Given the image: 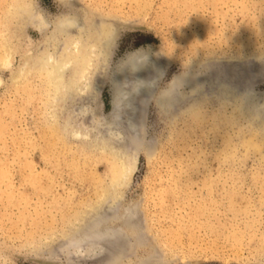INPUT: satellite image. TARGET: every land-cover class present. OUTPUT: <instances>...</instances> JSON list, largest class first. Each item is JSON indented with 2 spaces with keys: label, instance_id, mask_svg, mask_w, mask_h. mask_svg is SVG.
<instances>
[{
  "label": "rangeland",
  "instance_id": "rangeland-1",
  "mask_svg": "<svg viewBox=\"0 0 264 264\" xmlns=\"http://www.w3.org/2000/svg\"><path fill=\"white\" fill-rule=\"evenodd\" d=\"M96 12L113 42L55 83L54 23ZM263 92L264 0H0V264H264ZM103 197L99 258L69 223Z\"/></svg>",
  "mask_w": 264,
  "mask_h": 264
},
{
  "label": "bare ground",
  "instance_id": "bare-ground-1",
  "mask_svg": "<svg viewBox=\"0 0 264 264\" xmlns=\"http://www.w3.org/2000/svg\"><path fill=\"white\" fill-rule=\"evenodd\" d=\"M60 1V0H59ZM74 1V0H73ZM63 3V2H62ZM95 3V2H94ZM64 4V3H63ZM67 4V3H66ZM65 5V4H64ZM89 5H95L93 3L89 4ZM21 7V6H20ZM18 7V9L20 8ZM21 9V8H20ZM95 10V9H94ZM23 11V10H22ZM90 12V11H89ZM99 12L96 13H92V22L94 24V32L93 35H91V33L86 30L84 25L81 24V19L79 20L77 17H71L70 16H65L63 17L62 20L54 23V27L53 31L57 32L58 30H60V32L63 34V37L65 38L64 42H63V47H62V51L59 54L58 48L56 47L55 49H52L51 51L48 52V57H46V65L48 66L47 68V72L48 74L55 78V71L58 70V72H60L59 70L62 69H66L69 67L71 69V72H73V76L72 78H76L79 76V78L82 79V76L85 72V69L89 63V58L91 57V54L93 55V53H95L97 47L100 49V42H104L102 44L105 45V41L108 43L109 41L112 40V33L113 31H111L112 33L110 34L108 31V35L111 37L108 39L106 38V36L102 34L101 32V25L102 23H105V21L103 22V18L101 19L98 15ZM69 15V14H68ZM107 15V14H106ZM33 16V15H32ZM35 16V15H34ZM37 16V15H36ZM76 16V15H75ZM90 16V15H89ZM103 16V15H102ZM111 16H114V14L111 13ZM117 16V15H116ZM59 17V16H58ZM82 17V16H81ZM36 18V17H35ZM38 18V17H37ZM36 18V19H37ZM85 18V17H84ZM109 18V17H108ZM119 18V17H118ZM39 19V18H38ZM58 19V18H57ZM83 19V18H82ZM113 21V18H110ZM117 19V17H116ZM88 20V19H86ZM104 20H106L104 18ZM109 20V19H108ZM34 21V20H33ZM38 21V20H37ZM55 21V20H54ZM111 21V22H112ZM36 22V21H34ZM45 22V21H44ZM43 22V23H44ZM84 23H86L85 21H83ZM82 22V23H83ZM46 23V22H45ZM110 23V21L108 22ZM36 24V23H35ZM39 24H41L39 22ZM92 25V23H90ZM109 25V24H108ZM108 25H104L103 26H107V28L109 27ZM34 26V25H33ZM40 26V25H38ZM85 28H84V27ZM102 26V27H103ZM110 26H112V24L110 23ZM36 27V26H35ZM88 28V27H87ZM43 29V28H42ZM91 29V28H90ZM105 30L106 27H105ZM111 30V29H110ZM103 31V30H102ZM70 32H74L75 36H67L68 33ZM107 33V32H105ZM115 33V32H114ZM73 34V33H72ZM71 34V35H72ZM52 37V36H51ZM107 39V40H106ZM111 39V40H110ZM54 40V39H53ZM105 40V41H104ZM109 40V41H108ZM113 42V40L111 41V43ZM109 43V44H111ZM60 44H62L60 42ZM59 44V45H60ZM98 44H100L98 46ZM108 44V46H109ZM103 45V46H104ZM58 46V44H57ZM102 46V45H101ZM102 46V47H103ZM106 46V45H105ZM107 46V47H108ZM101 47V48H102ZM107 47L105 49H107ZM97 50V51H99ZM103 51V49H102ZM106 53V52H105ZM104 53V54H105ZM147 53V52H146ZM98 54V53H97ZM101 54V52L99 53ZM103 54V55H104ZM138 54V53H137ZM96 55V54H94ZM148 55V54H147ZM101 57V55L99 56ZM131 57L130 56L128 59L131 61ZM134 57V56H133ZM132 57V58H133ZM150 57V56H148ZM7 58V57H6ZM97 58V57H96ZM147 57L145 56H138L137 58H133L132 62H129L128 59H126L127 64L126 66L129 64L128 70L129 71H135L138 72V70L140 71V69L143 67V64L146 63ZM148 59V58H147ZM104 60V59H103ZM91 62V61H90ZM97 62V61H96ZM6 60L5 57L2 60V65H5ZM148 63V62H147ZM102 65V64H101ZM100 65V66H101ZM93 66V65H92ZM91 66V67H92ZM96 66V65H95ZM104 66V63L102 65V67ZM99 67V66H98ZM97 67V68H98ZM101 67V68H102ZM68 68V69H69ZM123 68H125V64L123 66ZM241 68V67H240ZM126 70V69H125ZM87 71V70H86ZM62 72V71H61ZM88 72V71H87ZM193 73V72H192ZM59 76L61 75V73H58ZM201 74V73H200ZM57 75V74H56ZM194 75V74H193ZM189 75L187 74V78ZM201 76V75H200ZM233 76V75H232ZM58 78V77H57ZM55 78L54 81L57 79ZM60 78V77H59ZM58 78V79H59ZM196 78V77H195ZM203 78V77H202ZM57 79V81H58ZM80 79V80H81ZM86 79V78H85ZM79 80V81H80ZM84 80V79H83ZM84 82V81H83ZM88 82V81H87ZM86 82V83H87ZM135 82V81H134ZM56 83V81H55ZM151 83V82H150ZM76 84V83H75ZM56 85V84H55ZM79 86V89H83L85 88L86 85ZM88 86V85H87ZM132 86V85H131ZM145 87V86H144ZM152 87V86H151ZM76 88V86H75ZM92 88V87H91ZM88 89V88H86ZM119 89V88H118ZM142 89V88H141ZM91 90V89H90ZM140 90V89H139ZM77 91V89H76ZM120 91V89H119ZM124 91V90H123ZM118 92V91H117ZM264 93V92H263ZM115 94V93H114ZM118 94V95H117ZM115 94L116 97L118 96L117 99H121L122 96H124V92H119ZM169 96V95H168ZM264 97V96H263ZM262 97V98H263ZM129 98V97H128ZM242 98V97H241ZM131 99V98H130ZM167 99V98H166ZM264 99V98H263ZM123 100V98H122ZM129 103V101H128ZM261 104V103H259ZM257 103L255 105V109H256V114L260 115L264 112V108L260 109V106ZM126 108V107H125ZM113 186L115 185V183H112ZM116 198H109V197H103V198H98L95 202L90 203L88 205L85 206V209L82 211L81 214H77V216H75L74 220H71L69 223V227L70 231H69V235L73 236L72 240H70V242L68 241V243L70 244V246L74 247V248H80V247H86L88 249H90V251L92 252L90 256H95L97 257L100 253L99 250H95L96 247L98 246H106V245H111L114 243V245H117L119 242H123L126 240V237L128 236V232L125 231L122 228L116 227V218H114V210L112 207V203H114V200ZM116 202V201H115ZM107 204V206L105 207V205ZM127 212L124 213L123 215H121L120 218V224L122 226H124L127 230H129L131 227H133V215L126 210ZM135 221V220H134ZM140 232V230H139ZM133 238L135 239V241H140L141 238L139 237V233L137 231L132 230ZM141 234H144L143 232ZM76 235V238H74V236ZM143 239V238H142ZM129 241V239H128ZM126 241V242H128ZM116 242H118L116 244ZM119 245V244H118ZM126 245V244H125ZM100 248V247H99ZM96 248V249H99ZM105 248V247H104ZM113 248V247H111ZM110 248V249H111ZM108 249V248H107ZM121 249V248H120ZM123 249V248H122ZM100 250H104L103 247L102 249L100 248ZM124 250V249H123ZM115 251V250H114ZM103 255H107L104 254L103 251H101ZM105 252V250H104ZM112 253V252H111ZM160 254V252H159ZM112 255V254H111ZM158 256V255H157ZM99 257V256H98ZM116 257L118 256H113L110 257V259L115 260ZM100 258V257H99ZM115 258V259H114ZM161 258V256H160ZM141 264H163L161 261H158V258H156V256L154 254H151V256L145 258Z\"/></svg>",
  "mask_w": 264,
  "mask_h": 264
}]
</instances>
